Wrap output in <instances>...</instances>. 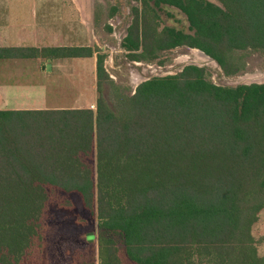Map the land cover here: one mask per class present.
Instances as JSON below:
<instances>
[{
	"label": "trees",
	"instance_id": "1",
	"mask_svg": "<svg viewBox=\"0 0 264 264\" xmlns=\"http://www.w3.org/2000/svg\"><path fill=\"white\" fill-rule=\"evenodd\" d=\"M137 1L142 10L123 39L143 49L133 59L188 45L233 74L235 51L264 52V0ZM165 5L184 13L189 31L158 29L155 7ZM93 54L91 46L0 47V58ZM96 67V111L0 109V264H26L54 188L79 194L97 218L99 264H244L264 207V83L216 84L190 64L141 82L117 112L101 91L100 54Z\"/></svg>",
	"mask_w": 264,
	"mask_h": 264
},
{
	"label": "rangeland",
	"instance_id": "2",
	"mask_svg": "<svg viewBox=\"0 0 264 264\" xmlns=\"http://www.w3.org/2000/svg\"><path fill=\"white\" fill-rule=\"evenodd\" d=\"M210 1L221 4L220 0ZM135 8L141 12L140 1L94 0L90 39L83 42V45L92 47L93 56L56 61L48 76V84L42 83L39 80L40 76L34 72L22 76L16 74L13 78L17 77L18 81L13 82L12 73L16 71L6 70L0 63V85L9 95L7 105L11 107L16 105L86 106L96 111V101L99 96L96 66L99 54L103 57L107 72V77L101 84V91L108 104L117 112H121L126 107L123 96H131L143 76H158L167 69H174L167 71L178 73L188 60H194V64L204 67L206 78L216 84L233 85L249 82L251 79H246V76L264 73V52L255 48L235 51L233 62L238 65V70L233 74H226L217 62L207 60L205 56V58L200 57L201 55L196 52L199 48L188 45L160 51L156 54L157 58L153 60L149 59V55L145 59H133L132 52L142 53L143 49L128 50L123 46V39L135 17ZM155 9L159 30L166 26H173L189 31L187 18L178 8L165 5ZM189 54L190 59L178 63L180 56ZM26 62L36 69L34 60ZM29 71V68H24L22 72L29 73ZM143 71L146 74L143 75ZM88 160L95 167V154L89 156ZM40 222L42 239L27 257L26 264L87 262L99 264L98 221L83 206L79 194L68 193L57 188L51 189ZM250 234L254 250L242 253L246 259L244 264H253L254 259L259 262L264 260V207L258 212L257 220L251 225ZM115 239L118 244H121L119 238L115 237ZM196 256H198L197 253ZM202 264L210 263L202 259Z\"/></svg>",
	"mask_w": 264,
	"mask_h": 264
},
{
	"label": "crops",
	"instance_id": "3",
	"mask_svg": "<svg viewBox=\"0 0 264 264\" xmlns=\"http://www.w3.org/2000/svg\"><path fill=\"white\" fill-rule=\"evenodd\" d=\"M94 16V0H0V47H71L90 39V22ZM80 58V57H78ZM73 57L0 58L6 70L13 69L12 81L32 72L48 84L52 65ZM34 60L36 69L26 62ZM30 69L29 73L22 72ZM5 92V93H4ZM6 90L0 85V109L72 108L71 106L7 105ZM9 98V97H8ZM86 107V106H80Z\"/></svg>",
	"mask_w": 264,
	"mask_h": 264
},
{
	"label": "bare ground",
	"instance_id": "4",
	"mask_svg": "<svg viewBox=\"0 0 264 264\" xmlns=\"http://www.w3.org/2000/svg\"><path fill=\"white\" fill-rule=\"evenodd\" d=\"M196 52H198V53L201 55L200 57H204V56H205L207 60H210V58H209L204 52H202L201 49H197ZM180 57H181V58L179 59L178 63H179V62H183V61H185L186 59H190L191 56H190V54H189V55H182V56H180ZM205 57H204V58H205ZM194 59H195V58H194ZM195 60H196V59H195ZM192 61H194V60H190V61L188 60L187 62H192ZM187 62H185V63H187ZM194 62H195V61H194ZM185 63H184V64H185ZM168 68H169V67H168ZM167 70H174V69H167ZM165 71H166V70H165ZM142 74H143V75L146 74L145 71H143ZM143 75H142V76H143ZM146 76H148V75L143 76V78H142L141 80L139 79V78H141V76H140V77H138V80L142 81V80L144 79V77H146ZM246 79H248V80H249V79H251V80H262V79H264V73L257 74V75L254 74V75H251V76H246ZM136 80H137V79H136ZM140 81H139V82H140ZM139 82H138V83H139ZM138 83H137V84H138ZM137 86H138V85H136V87H137ZM136 87H135V88H136Z\"/></svg>",
	"mask_w": 264,
	"mask_h": 264
},
{
	"label": "water",
	"instance_id": "5",
	"mask_svg": "<svg viewBox=\"0 0 264 264\" xmlns=\"http://www.w3.org/2000/svg\"><path fill=\"white\" fill-rule=\"evenodd\" d=\"M202 52H204L203 50H202ZM205 53V52H204ZM209 58H210V61H214V62H217V60L216 59H214L213 57H211L210 55H208L207 53H205ZM195 62L194 61H192V62H187V63H185V64H183L182 65V67H183V69H184V67L185 66H187V65H190V64H193V65H196V64H194ZM218 63V62H217ZM218 65L220 66V64L218 63ZM182 69V70H183ZM181 70V71H182ZM169 74H176V73H174V72H170V71H167L166 70V72H164V73H162L161 75H158V76H165V75H169ZM151 77H154V76H147V77H144V79L142 80V81H140L137 85H139L141 82H143V81H145V80H148V79H150ZM251 83H264V79H262V80H250L249 82L248 81H245V82H240V83H237V84H233V85H231V86H236V85H239V84H251ZM220 85H223V84H220ZM136 89V88H135ZM135 92V91H134Z\"/></svg>",
	"mask_w": 264,
	"mask_h": 264
}]
</instances>
